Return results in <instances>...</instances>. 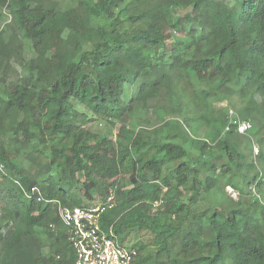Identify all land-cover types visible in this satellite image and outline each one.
<instances>
[{"label": "trees", "instance_id": "16d2710c", "mask_svg": "<svg viewBox=\"0 0 264 264\" xmlns=\"http://www.w3.org/2000/svg\"><path fill=\"white\" fill-rule=\"evenodd\" d=\"M51 1L0 0V264H74L57 202L111 193L132 264H264V0Z\"/></svg>", "mask_w": 264, "mask_h": 264}, {"label": "built area", "instance_id": "2783aa9c", "mask_svg": "<svg viewBox=\"0 0 264 264\" xmlns=\"http://www.w3.org/2000/svg\"><path fill=\"white\" fill-rule=\"evenodd\" d=\"M250 129V123L239 121L238 131L241 134H246ZM253 149L254 154L258 155L259 149L255 145ZM228 192L234 196L237 195L230 187ZM25 193L31 198L39 191L37 188H31ZM113 199L114 195L111 193L107 202H100L87 208L66 207L57 202L58 214L66 229L68 242L74 254V264H132L137 256L135 250L121 245L112 228L108 232L101 230V216L105 210L114 206Z\"/></svg>", "mask_w": 264, "mask_h": 264}, {"label": "rangeland", "instance_id": "374dc122", "mask_svg": "<svg viewBox=\"0 0 264 264\" xmlns=\"http://www.w3.org/2000/svg\"><path fill=\"white\" fill-rule=\"evenodd\" d=\"M52 3H54V4H56L57 6L58 5H63V6H67V5H69V3H68V1L67 0H52L51 1ZM4 18L2 19V20H0V24H4ZM6 21V20H5ZM11 77H12V79H16L17 77H18V74H16V73H13L12 75H11ZM164 96H165V93H162L161 94V97L158 99V102H162L163 101V98H164ZM155 104H157V103H155ZM220 109H221V111H222V113H224V114H230V115H232L233 113V111H231L230 109H225L226 108V103H222V105L219 107ZM241 119V118H240ZM242 120V119H241ZM135 126L136 127H138L139 125L138 124H135ZM106 127L105 126H101V127H99V130H101V129H105ZM139 128V127H138ZM210 131H211V129H210ZM213 131V130H212ZM114 133L113 134H115L117 131L115 130V131H113ZM254 140H255V142L256 143H254L251 147H252V149H253V146L255 145L259 150L261 149L260 147V141H258L257 140V138H254ZM254 150V149H253ZM256 154V153H255ZM230 187V185H228L227 184V194H225V196H224V198L222 199V200H219V202H221V206H224V205H226V203L230 200H233L234 202H236V203H239L240 204V202H241V198L238 196V194L236 195V196H234V194H230L229 192H228V188ZM230 188H232V187H230ZM257 195V197H258V199H260V200H262L263 201V199H264V195H262L261 193H260V191L256 194ZM1 209H2V205L0 204V211H1ZM245 212H247V209H243ZM206 236V238L207 237H209L210 236V234L209 233H207V235H205ZM142 237H143V239H145V240H149V236H148V234H146V233H143V235H142ZM122 245V244H121ZM129 244L126 242V243H124L122 246L123 247H126V246H128Z\"/></svg>", "mask_w": 264, "mask_h": 264}]
</instances>
